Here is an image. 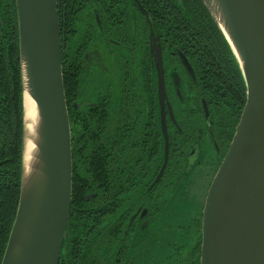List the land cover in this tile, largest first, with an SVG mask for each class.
I'll return each instance as SVG.
<instances>
[{
    "label": "flooded vegetation",
    "instance_id": "1",
    "mask_svg": "<svg viewBox=\"0 0 264 264\" xmlns=\"http://www.w3.org/2000/svg\"><path fill=\"white\" fill-rule=\"evenodd\" d=\"M178 1H158L153 10L147 0H57L61 65L75 75V88L64 92L70 135L79 118L75 135L93 133L90 152L109 155L108 241L100 264H200L202 213L167 219L180 203L192 204L194 169L219 167L238 122L209 81V61L196 56L194 40L207 25L201 28L197 17L189 33H179L178 11L186 13L176 9ZM151 33L161 50L163 102ZM162 117L168 157L161 172Z\"/></svg>",
    "mask_w": 264,
    "mask_h": 264
},
{
    "label": "water",
    "instance_id": "2",
    "mask_svg": "<svg viewBox=\"0 0 264 264\" xmlns=\"http://www.w3.org/2000/svg\"><path fill=\"white\" fill-rule=\"evenodd\" d=\"M14 1L22 90L21 182L0 264H59L71 207L72 156L57 1ZM201 1L238 65L246 93L203 204L200 264H264V0ZM150 45L163 102L161 50L152 33ZM162 131L161 172L168 157L164 117Z\"/></svg>",
    "mask_w": 264,
    "mask_h": 264
},
{
    "label": "trees",
    "instance_id": "3",
    "mask_svg": "<svg viewBox=\"0 0 264 264\" xmlns=\"http://www.w3.org/2000/svg\"><path fill=\"white\" fill-rule=\"evenodd\" d=\"M74 1L69 0V4ZM158 1L164 0H147V3L150 8L157 10L159 8L155 7L154 4ZM178 2H180V8L177 6L176 9L181 10L182 8L186 13L183 16L181 11H178L176 19L179 25V33H189L191 30L187 25L191 20H196L197 17L201 22V28L203 24L207 25V33L200 32L202 37L194 40L196 44L194 49L197 58L209 61V81L220 88L219 98L224 103L227 114L233 120L234 125L238 122L244 107L246 93L238 65L202 1L179 0ZM0 14L1 262L14 221L20 192L22 90L15 1L1 0ZM151 20L154 21V16ZM63 65L62 63L63 87L64 92H66L75 88V75L70 76V72H64ZM78 121L80 122L79 118L72 121L71 207L66 227V239L60 255V264H100L99 258L106 255L108 241L107 194L110 186L107 181L111 176L109 155L103 149H99L100 154L98 155L90 152L89 144L91 141L93 144V133L90 132L83 137L75 135L77 131L75 124ZM98 157L100 158L98 159ZM89 194H98V196L96 200L91 199L86 202L85 197Z\"/></svg>",
    "mask_w": 264,
    "mask_h": 264
},
{
    "label": "rangeland",
    "instance_id": "4",
    "mask_svg": "<svg viewBox=\"0 0 264 264\" xmlns=\"http://www.w3.org/2000/svg\"><path fill=\"white\" fill-rule=\"evenodd\" d=\"M213 166L199 165L196 167L192 173L193 187L190 188L189 194L192 193L193 198L191 200L192 204H179L178 211L172 212L167 221L169 223L174 222V220H179V218L184 219L188 216H195L202 213L203 204L205 197L211 181L217 171V169L212 168ZM212 168V169H211ZM192 190V192H191ZM180 219V220H181ZM177 220V221H178ZM175 224V223H174Z\"/></svg>",
    "mask_w": 264,
    "mask_h": 264
},
{
    "label": "bare ground",
    "instance_id": "5",
    "mask_svg": "<svg viewBox=\"0 0 264 264\" xmlns=\"http://www.w3.org/2000/svg\"><path fill=\"white\" fill-rule=\"evenodd\" d=\"M32 147H33V144L29 142V145H28V152H29L30 149H32ZM26 157H27V154H26Z\"/></svg>",
    "mask_w": 264,
    "mask_h": 264
}]
</instances>
